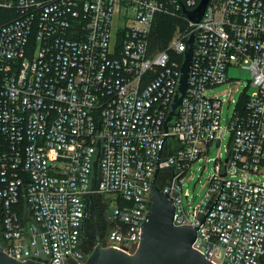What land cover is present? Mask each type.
<instances>
[{
    "label": "built area",
    "instance_id": "1",
    "mask_svg": "<svg viewBox=\"0 0 264 264\" xmlns=\"http://www.w3.org/2000/svg\"><path fill=\"white\" fill-rule=\"evenodd\" d=\"M201 2L0 0L15 12L0 25V247L7 255L87 264L97 244L84 250L85 222L100 204L104 215L114 204L101 245L135 253L159 167L175 224L199 227L194 249L213 264H264V0H209L193 23L187 13ZM163 15L184 26L155 48ZM193 34L187 93L166 132ZM232 68L250 71L252 92L230 120L228 162L215 160L208 192L187 211L185 176L222 143L225 101L208 91L230 82Z\"/></svg>",
    "mask_w": 264,
    "mask_h": 264
},
{
    "label": "water",
    "instance_id": "2",
    "mask_svg": "<svg viewBox=\"0 0 264 264\" xmlns=\"http://www.w3.org/2000/svg\"><path fill=\"white\" fill-rule=\"evenodd\" d=\"M209 0H202L199 7L187 13L193 23L201 21ZM196 36L193 34L187 43L185 61L181 68V79L179 93L176 95L172 111L166 120L165 131H169L167 125L176 113L177 108L182 104L187 93L189 77L193 64ZM167 137L165 138V140ZM220 140L217 141V147ZM162 152V151H161ZM99 158V155H98ZM229 158H226L228 162ZM161 162V153L158 164ZM97 161L95 162V166ZM160 173L158 167L152 182V203L148 211L146 220L141 228L139 248L133 254H128L115 248H104L99 238L92 251L87 264H213L202 253L194 249L193 244L197 238L199 227L182 225L177 226L174 222L175 204L169 193L162 191L157 183ZM173 172V177H174ZM225 176V174H224ZM173 180V178H172ZM172 184V182H171ZM171 188V187H170ZM170 192V190H169ZM91 198V197H90ZM89 198V199H90ZM218 199L210 208V211L217 204ZM90 210L89 203L86 211ZM206 220V216L202 223ZM0 264H42L35 261H18L7 255L0 247Z\"/></svg>",
    "mask_w": 264,
    "mask_h": 264
},
{
    "label": "rangeland",
    "instance_id": "3",
    "mask_svg": "<svg viewBox=\"0 0 264 264\" xmlns=\"http://www.w3.org/2000/svg\"><path fill=\"white\" fill-rule=\"evenodd\" d=\"M179 25L184 26L183 24H178V26ZM175 36L176 34L174 32V34L171 35V40L177 37ZM169 43H167V45ZM228 76L230 82L208 91L209 96H218L225 101L222 108L223 114L221 122L223 132L219 136V138L222 139V143L220 148H218L217 142H215L211 146L209 154L205 158L195 162L185 176L182 184L183 191L184 193L188 192L190 195L189 200L184 198L187 211H191L194 207L199 205L204 195L208 192L210 187L208 179L214 173L215 160L219 157H221L223 161L226 160L232 140L230 133L227 131L230 120L236 110H241L245 98L252 92V88L249 87L251 81L250 71L241 68H232L229 70ZM253 179L255 180V178ZM262 181H264V178ZM113 207L114 204L110 205L105 213L107 216L112 214ZM95 215L99 217L98 225L101 233L105 232L108 228L103 219L104 213L101 204L95 209L94 213L92 212L91 220ZM89 232L93 234V227L89 226ZM93 242L89 239L83 241L85 251H90L92 249L94 245Z\"/></svg>",
    "mask_w": 264,
    "mask_h": 264
},
{
    "label": "trees",
    "instance_id": "4",
    "mask_svg": "<svg viewBox=\"0 0 264 264\" xmlns=\"http://www.w3.org/2000/svg\"><path fill=\"white\" fill-rule=\"evenodd\" d=\"M14 14H15L14 10L0 8V25H3L4 23L10 21L14 17ZM178 24H184V23L177 18H171L164 15L160 16L158 18L157 28L152 36L153 47L165 48L167 43H169L172 38L171 35L174 34V32H176Z\"/></svg>",
    "mask_w": 264,
    "mask_h": 264
},
{
    "label": "flooded vegetation",
    "instance_id": "5",
    "mask_svg": "<svg viewBox=\"0 0 264 264\" xmlns=\"http://www.w3.org/2000/svg\"><path fill=\"white\" fill-rule=\"evenodd\" d=\"M98 219L99 217L98 216H94L92 217V220H91V215L86 219V225H85V233H84V236H83V241L85 239H89L93 242V244L95 243L96 239L99 238V239H105L106 238V235L108 233V230H109V221H108V217L106 215L103 216V219H104V222L106 223L107 225V228L105 232L101 233V230L99 228V225H98ZM89 226L93 227L94 229V232L93 234H91L89 232Z\"/></svg>",
    "mask_w": 264,
    "mask_h": 264
}]
</instances>
